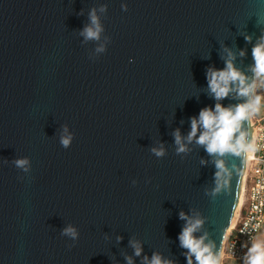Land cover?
Returning a JSON list of instances; mask_svg holds the SVG:
<instances>
[{
    "label": "water",
    "instance_id": "water-1",
    "mask_svg": "<svg viewBox=\"0 0 264 264\" xmlns=\"http://www.w3.org/2000/svg\"><path fill=\"white\" fill-rule=\"evenodd\" d=\"M262 36L264 0H0V264H188L181 212L221 251L246 159L223 157L218 183L220 157L186 137L202 109L243 102L216 100L208 69L231 52L251 77Z\"/></svg>",
    "mask_w": 264,
    "mask_h": 264
},
{
    "label": "clouds",
    "instance_id": "clouds-1",
    "mask_svg": "<svg viewBox=\"0 0 264 264\" xmlns=\"http://www.w3.org/2000/svg\"><path fill=\"white\" fill-rule=\"evenodd\" d=\"M103 10L101 8V11ZM90 20L91 25L83 30L82 35L87 40H98L102 28L95 10L90 13ZM97 51H103V48H98ZM241 55H244L243 51H241ZM252 56L254 64L251 67L253 73L251 77L234 66V57L231 52H229L230 58L226 60L224 69H208V87L216 100L225 99L231 92L235 91L239 97L243 98V102L229 107L217 103L214 109H202L198 117L191 119V130L186 137L189 143L195 139L197 144L204 146L210 156L220 157L216 160L218 171L215 176L218 183L226 172V162L223 157L232 155L239 157L241 161L244 159L251 160L252 154L256 151L255 143L248 139L249 133L245 125L251 123L252 117L258 114L261 106L264 105V36L253 47ZM198 132L199 135L197 136ZM71 140V136H62L60 143L62 147L67 149ZM175 143L178 146V154L188 150L182 142L178 130L175 133ZM152 152L157 157H162L165 154L163 148H153ZM15 165L24 171L29 170L27 158L17 159ZM240 172L241 169L239 174ZM228 182L230 183V181ZM180 217L187 219V224L182 229L179 240L181 246L187 250L188 264H193V258L195 264H221L222 251H217L214 244L205 243L206 235L199 237L195 235L203 221L201 219H188L183 212L180 213ZM62 234L72 239H76L78 236L75 228L71 226L66 227ZM133 246L135 254L140 255L141 248L139 245L134 244ZM145 260L147 261V257ZM129 264H131L130 258ZM150 264H170V262L164 261L158 254H154ZM243 264H264V238L251 239Z\"/></svg>",
    "mask_w": 264,
    "mask_h": 264
},
{
    "label": "built area",
    "instance_id": "built-area-1",
    "mask_svg": "<svg viewBox=\"0 0 264 264\" xmlns=\"http://www.w3.org/2000/svg\"><path fill=\"white\" fill-rule=\"evenodd\" d=\"M251 128L256 151L251 160L246 159L244 201L221 248L222 256L236 261L244 260L251 239L264 226V115L251 120Z\"/></svg>",
    "mask_w": 264,
    "mask_h": 264
},
{
    "label": "crops",
    "instance_id": "crops-1",
    "mask_svg": "<svg viewBox=\"0 0 264 264\" xmlns=\"http://www.w3.org/2000/svg\"><path fill=\"white\" fill-rule=\"evenodd\" d=\"M242 204H243V201H242ZM242 204H241V206H242ZM256 238H264V226L262 227L260 233L257 235ZM243 261H236V260L229 259L225 256H222L221 264H243Z\"/></svg>",
    "mask_w": 264,
    "mask_h": 264
},
{
    "label": "bare ground",
    "instance_id": "bare-ground-1",
    "mask_svg": "<svg viewBox=\"0 0 264 264\" xmlns=\"http://www.w3.org/2000/svg\"><path fill=\"white\" fill-rule=\"evenodd\" d=\"M244 178H245V176L243 177L242 184H241L240 200H239V203H238V205H237V207H236L235 214H234V217H233L232 223H231V225H230V227H229V229H228V231H227V234L230 232V229L232 228V226H233V224H234L235 218H236V216H237V214H238V211H239V209H240V207H241V204H242V200H243V196H244V195H243V189H244Z\"/></svg>",
    "mask_w": 264,
    "mask_h": 264
},
{
    "label": "rangeland",
    "instance_id": "rangeland-1",
    "mask_svg": "<svg viewBox=\"0 0 264 264\" xmlns=\"http://www.w3.org/2000/svg\"><path fill=\"white\" fill-rule=\"evenodd\" d=\"M264 115V105H262L261 106V108H260V111H259V113L258 114H256V115H254L253 117H252V121H254V122H256L257 121V119H259L261 116H263ZM245 176V171H244V173H243V177ZM243 179V178H242ZM242 201H244V196H243V200Z\"/></svg>",
    "mask_w": 264,
    "mask_h": 264
}]
</instances>
